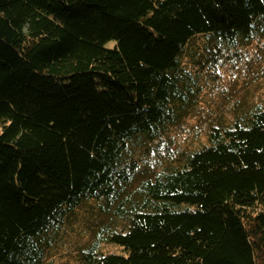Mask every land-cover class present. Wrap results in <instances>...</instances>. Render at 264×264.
<instances>
[{"label":"trees","instance_id":"trees-1","mask_svg":"<svg viewBox=\"0 0 264 264\" xmlns=\"http://www.w3.org/2000/svg\"><path fill=\"white\" fill-rule=\"evenodd\" d=\"M241 62L264 67V0H0V264H55L81 209L93 239L59 264H264Z\"/></svg>","mask_w":264,"mask_h":264},{"label":"rangeland","instance_id":"rangeland-1","mask_svg":"<svg viewBox=\"0 0 264 264\" xmlns=\"http://www.w3.org/2000/svg\"><path fill=\"white\" fill-rule=\"evenodd\" d=\"M250 53L251 56L256 55L257 49H251ZM239 64L240 65H237L236 70H228L227 68L222 70V75L225 76L223 79V87L227 89L231 84H235L234 89H238V91H242L243 93L246 90H249L251 91V93L248 91H246V93H250V98L258 101L259 98H262V96H264V67H258L257 74H253L252 72L244 74L243 72H239V70L242 68V66L246 65L244 62H241ZM230 73L233 74L232 77H229ZM213 103L214 97L211 94L207 93L204 96L201 109H205L208 111L210 109H221V106H224V111L228 112L230 110L228 108L231 105L232 101H230L229 99H220L218 106L212 105ZM181 138L185 140V143H182L181 145L184 148L188 139L187 136L184 134L181 135ZM90 215L91 213H87V211L85 212V210L82 209L76 212V218L74 220H71L66 225L67 231L63 232V237L66 238L63 245L58 247L57 245L59 244H57L53 249L48 251L49 260H52L55 264L63 263L68 260L71 261L74 259V255L78 253V250L81 245L85 244L86 241L90 242L91 238L93 239L92 233H94V231L89 232V230H87V223L90 221L87 217H90ZM102 220L107 221L108 218L102 217ZM70 237L72 239L68 240L70 239ZM60 242H62V240ZM102 251L105 254H120L122 252V248L117 247L115 245L103 244Z\"/></svg>","mask_w":264,"mask_h":264}]
</instances>
